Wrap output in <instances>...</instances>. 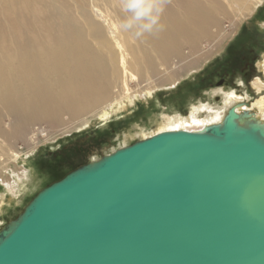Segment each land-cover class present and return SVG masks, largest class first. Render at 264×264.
I'll return each instance as SVG.
<instances>
[{
    "label": "water",
    "instance_id": "95a60500",
    "mask_svg": "<svg viewBox=\"0 0 264 264\" xmlns=\"http://www.w3.org/2000/svg\"><path fill=\"white\" fill-rule=\"evenodd\" d=\"M229 108L42 188L0 229V264H264V123Z\"/></svg>",
    "mask_w": 264,
    "mask_h": 264
},
{
    "label": "bare ground",
    "instance_id": "6f19581e",
    "mask_svg": "<svg viewBox=\"0 0 264 264\" xmlns=\"http://www.w3.org/2000/svg\"><path fill=\"white\" fill-rule=\"evenodd\" d=\"M127 1L129 0H0V61L16 59L15 66L18 69V78L14 84L7 77L6 68L0 67V185H5L14 204L20 202L27 189L38 179V169L43 171L36 157L29 159L34 154L33 150L69 133L75 126L61 127L62 132L59 134H53L42 127L31 129L34 119L39 117L34 114L35 109L51 118L61 112L63 101L56 96V92L60 93L64 101H73L71 113L81 111L78 117L82 124L79 127H89L93 121L108 126L114 120L112 118L125 109V101L128 100L129 105H132L135 98L147 101L164 91L176 90L187 80L188 76L180 80L184 75L191 73L195 77L204 71L214 59L209 60L208 50H200L203 52L198 56L199 51L196 49L203 39H217L221 36V32L215 30H218L227 17L225 15L229 13V7L232 12L246 9L253 14L264 3V0H130V7L138 12L130 24L132 28L136 23L139 26L152 23V4L156 1L167 5L165 12L170 9L171 16L175 15L179 19L176 29L152 26L141 32L138 44L135 33L129 29L124 19L121 21L125 26L123 29L116 21L115 29L113 27V14L116 17L128 14H123V6ZM177 5L187 13L177 15L174 11ZM186 15H191L192 20ZM123 32L127 35L132 33V37L125 43L121 37ZM140 40L148 41L152 46L145 51L149 57L143 56ZM115 45L123 51L122 55L118 52L119 57L113 47ZM186 46L191 51L194 50L192 60L168 67L170 60L165 59L171 55L183 57L181 51ZM168 54L171 55L167 56ZM187 58L188 56L185 60ZM258 68L264 71L263 59L258 61ZM138 71H144L147 84L143 88L132 90L125 82L126 74L131 72L140 83ZM111 74L124 76L121 86H115L114 91L101 90L100 87L107 86L111 89ZM171 75L176 80L166 82V78ZM257 79L263 80V83L256 82V92L263 94L264 79ZM50 83H53L52 88L49 87ZM156 85L161 87L155 88ZM218 92L222 94L224 106L201 102L202 105H192L185 116L178 110L170 115L163 111L159 116L149 112L150 117L153 115L151 121L157 122L156 128L149 131L146 124L139 123L134 126L135 133L141 137L139 140H143L165 131L201 130L208 125L223 122L229 108L234 105L239 114L249 112L252 120L264 123V96L257 95L250 100L248 95L233 87ZM38 93L50 94L52 100L40 103ZM4 111L23 113L28 117L27 123L15 122L13 127L7 126L1 121ZM135 113L133 109L129 115ZM125 117L126 115H120L116 120L120 121ZM64 121L62 119L61 123H65ZM130 135L134 134L125 133L124 144L113 147L108 153L130 145L127 144ZM18 138H26L28 145L16 146ZM98 158L100 157L94 159ZM24 160L28 167L23 164ZM4 197L0 194V216L6 211L3 207Z\"/></svg>",
    "mask_w": 264,
    "mask_h": 264
},
{
    "label": "rangeland",
    "instance_id": "374dc122",
    "mask_svg": "<svg viewBox=\"0 0 264 264\" xmlns=\"http://www.w3.org/2000/svg\"><path fill=\"white\" fill-rule=\"evenodd\" d=\"M129 2L130 0L125 2L123 6V9L125 10V13L123 14L128 13L127 15H122L121 17H116L114 14L112 15L115 19L113 27L115 29L116 21L118 26L123 29L125 26L121 21L124 19L129 29L135 33L138 44V39L141 32L151 29L152 26L160 28L166 26L167 28L171 29L177 28L179 19L175 15L173 17L171 16L170 9L165 12V7L168 6L162 4L160 1H156L152 4L154 8V18L151 24L139 26V24L136 23L134 28L130 27V24L133 22L135 15L138 12L136 9L133 10L130 7ZM175 7H177V9H174L177 15H185L187 13L184 8H180L178 5ZM228 11L229 13L225 15L227 17L222 21V25L217 28L218 30H215L216 32L220 31L221 36L217 37V39H203L198 44V49H196L199 51L197 54L198 56H200V53L203 52L200 50H208L210 51V55L208 54L210 56L209 60L214 59L204 68V71L197 74V77H193V75H190L191 73L184 75L180 80L188 76L187 80L176 90L174 89L172 91H164L159 93L158 96L156 95L147 101H145L144 98H135L132 100L134 102L132 105H129L128 100L125 101V109L114 116L112 118L114 120H112L108 126L102 122L99 123L93 121L89 127H79L82 124L80 117H78L81 111L71 113L70 111L74 107L73 101H64L59 92H56L55 94L63 101V104L61 106V112H59L57 116L53 115V118H51L48 115H42L38 109H35L34 114L39 115V117L34 119L35 123L31 125V129L33 127H42L53 132V134H59L62 132L61 127L75 126L72 127L69 133L62 134L55 140L43 143L44 145L41 148H35L33 150L32 153H34V156L31 155L29 159L31 160L32 158L36 157V161L38 162V165L41 166L43 171L38 169L40 177L38 176V179L36 178V181L33 183V185L27 189L19 203L14 204L10 193L6 192L5 190V185H0V194L5 196L3 207L6 208L5 214L0 216V229L10 220L17 218L25 206L42 188L60 180L68 172L89 162L90 160H93L95 157H101L104 154H107L108 151H110L113 147H120L121 144H124L125 133L131 132L134 134L133 136L130 135L129 138H127V144H132L139 140L141 137L135 133V124L137 126L139 123L144 125L146 124V127L149 129V131H151L157 126V122L154 120L151 121V117L153 115L159 116V113L163 111H166L167 114L170 115L175 110H178V112H181L185 116L190 112L192 105H202L201 102L215 106H221L222 104V106H224L222 102V94L218 91H227L230 87H233L240 93L248 95V99L250 100L253 97L255 98L257 95L258 97L264 96V92L263 94H257L256 92L258 89L256 82L263 83V80L259 81V79L255 78L253 82L252 80L250 81V83H253L252 86L254 87L256 94L251 92L248 83L251 74L254 72L257 73V71H260V69L258 68L257 71L253 70L248 76H245L243 73V59H245L246 56L252 61L255 60L257 64V61L262 59L264 60V3L258 8L257 11H254L253 14L250 12V10L247 11L246 9L241 12H232L230 7L228 8ZM186 16H189L190 19L192 17L191 15ZM121 37L122 42L125 43L129 38L132 37V33L127 35L125 32H123ZM140 45L142 46L143 56L149 57V55L145 54V51L146 48L152 47L150 43L145 40H140ZM113 47L117 51L118 57L119 54L122 55L123 51L121 48L116 45ZM193 53L194 50L191 51L190 48L186 46L181 51V54H184L183 57H176L174 55L168 54L167 56H171L165 60H170L168 67L179 66L182 61H191L193 58ZM186 56H188L187 60H185ZM15 63L16 59L13 58H10L8 61H0V67L6 68V75L12 79V83L14 84L16 83V78H18V74L16 73L18 69L15 66ZM138 72H140V83L134 79L131 72L126 74L127 79L125 82L132 90L143 88V85L145 86L147 84L144 78V71ZM260 72L261 73H259L258 78L264 79V71ZM111 75L113 77L111 78L113 82L111 89L110 86H107L105 88L100 87L101 90H105L106 92L114 91L115 86H121L124 76L120 74L115 76L114 74ZM173 77L174 76L171 75L166 78V82H169L170 80L171 82L175 81L176 77ZM64 84H66V76H64ZM217 85H222V90L218 89L221 88L220 86L215 87ZM52 86L53 83H50L49 87L52 88ZM157 87L161 86L156 85L155 88ZM95 93L97 92L95 91ZM38 95L39 96H37V99L40 101V103L42 101L52 100L50 98V94L38 93ZM216 95L221 96L220 102H216L219 101L215 98ZM148 101L149 103H147ZM57 102L60 104L59 101ZM15 108L16 110H19V107L15 106ZM133 109L136 113L135 115L131 116L129 115V112ZM149 112L153 114L151 117L148 114ZM74 114L77 116H73ZM120 115H126L125 119L121 118L119 119L120 121L116 120ZM142 117L144 118L142 119ZM27 119L28 117L23 113H10L4 111V113H2L1 121L7 126L13 127L15 122L27 123ZM62 119L65 120V123H61ZM149 131L146 129L147 133ZM15 145L26 147L28 145V141L26 138H18L15 141ZM21 163L22 161L20 160V164ZM23 164L28 167L26 160L23 161ZM20 167L21 166H18V168ZM35 175L37 176V173H35ZM11 176L12 175L10 174V177Z\"/></svg>",
    "mask_w": 264,
    "mask_h": 264
},
{
    "label": "flooded vegetation",
    "instance_id": "af4514ba",
    "mask_svg": "<svg viewBox=\"0 0 264 264\" xmlns=\"http://www.w3.org/2000/svg\"><path fill=\"white\" fill-rule=\"evenodd\" d=\"M243 70H244L243 73L245 74V76H248V75H250V73L253 70H255V71L258 70V64L256 63L255 60L252 61L251 59H249L246 56L245 59H243ZM259 73H261L259 70L257 71V73H255V72L252 73L250 78H249V80H248L249 88H250L251 92L254 93V94H255V91H253L252 82L254 81L255 78L258 77ZM251 80H252V82L250 83ZM219 86L220 85H217L215 87H219ZM220 87H222V85ZM215 98L219 100V101H216V102H220L221 101V96L220 95H216Z\"/></svg>",
    "mask_w": 264,
    "mask_h": 264
}]
</instances>
